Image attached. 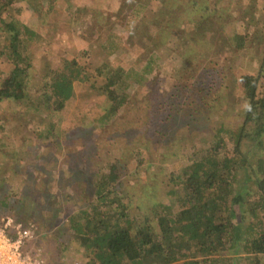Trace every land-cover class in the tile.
<instances>
[{
  "label": "trees",
  "instance_id": "16d2710c",
  "mask_svg": "<svg viewBox=\"0 0 264 264\" xmlns=\"http://www.w3.org/2000/svg\"><path fill=\"white\" fill-rule=\"evenodd\" d=\"M20 1L40 7L65 2L0 0V105L9 103L22 109L33 105L35 110L24 118L26 129L14 123L16 118L9 119L14 113L0 115V156L9 163L18 159L23 168L32 163L33 150L38 146L43 151H62L71 147L75 138L82 150L74 158L76 170L71 173L67 169L61 176L66 189L57 188L48 213L46 206L39 203L45 201L42 196L32 194L26 203L17 201L6 181L10 167H0V216L35 225L31 246L43 248L47 264H60L54 257L60 259V253L74 243L82 254H73L75 258L70 260L78 264H264V25L256 32L255 25L236 22L238 16L230 11L232 5L217 7L218 15L216 5L208 0H195L192 5L190 0H129L144 10L140 24L131 27L130 36L146 45L148 40L140 42L138 37L141 31L149 33L153 28L160 36L157 45L170 44L169 49L183 60L173 69L172 95L163 96L149 108L142 123L124 127L118 113L126 105L122 86L131 70L102 59L96 60L97 66L87 63L90 49L102 47L99 42L93 44L88 38L90 32L85 30L82 37L89 44L72 58L62 57L58 67H49L45 81L40 80L36 89L38 96L31 100L29 95L35 87L28 88L27 81L33 84L37 80L33 46L39 36L15 19L12 7ZM90 1L103 9L110 8L105 0H82L71 9L85 10ZM67 2L71 4L72 0ZM97 13L106 20L107 11ZM259 52L262 55L256 75L235 77V70L244 66L246 57ZM146 55L150 56L146 50L141 53L142 57ZM84 61L91 71L84 69ZM82 85H89L88 91L80 92L77 101V90ZM89 97L94 101L88 103ZM221 108L238 112L240 125L226 128L221 117L213 115ZM179 111L189 115L184 127L178 119ZM111 120L113 125L107 129ZM23 130L30 131L34 139H25L30 141L25 142V149L20 145L8 149L9 134L14 131L17 140L24 143ZM89 132L96 135L92 139L85 137L86 141L80 138ZM183 132L190 140L206 135L209 141L183 147ZM110 133L137 140L136 146L125 147L131 155H142L148 147L157 154L153 152L155 170H160L149 177L147 184L152 185L155 177L164 187L160 201L151 208V217L142 213L145 205L150 206L151 198L145 192L130 194L124 190L126 183L116 159L99 167L89 158L88 145L95 138L105 145ZM145 136L152 146H146ZM87 161L94 163L87 165ZM162 164H167L165 174ZM76 188H83L84 193ZM53 207L63 211L62 219L66 221L60 225L61 233L57 230L50 237L54 222L59 220ZM44 238L50 243L44 245Z\"/></svg>",
  "mask_w": 264,
  "mask_h": 264
},
{
  "label": "rangeland",
  "instance_id": "374dc122",
  "mask_svg": "<svg viewBox=\"0 0 264 264\" xmlns=\"http://www.w3.org/2000/svg\"><path fill=\"white\" fill-rule=\"evenodd\" d=\"M194 1L195 0H190V5H192ZM201 1L203 2V0ZM90 2L91 3L86 7L85 10L81 9V7L71 9L73 5L78 6L80 3H83L82 0H72L71 4L65 0V2L56 3L53 7V4L51 6L44 4L40 7L38 4L34 3L33 6L30 4L28 6L26 1H20L13 5V11L16 12L15 19L27 26V28H29L35 34L37 33L39 36V40L35 41V46H33L35 49L33 69L37 80L36 83L33 84L31 80L27 81L28 88H31V85H34L35 87L29 96L31 100L32 98L38 96L39 93L36 92V89L39 88L40 80L45 81L46 73L48 72L49 67H58L62 57L67 59L72 58L79 54L81 50L84 49L87 44H89L87 38L85 39L82 37V33L85 30L90 32L88 38L91 39L92 43L96 44L99 42V45L102 47L100 50L89 48L90 52L87 58V63L90 62L93 66H97L95 65L96 60L100 61L102 59L109 64L112 63L114 66L119 65L126 71L131 70L127 73L128 80L126 81L125 85L122 86V89L126 93L127 97L125 107L118 113V119L121 121V126L124 127L129 123L135 124L137 121H139L140 124L145 119L149 108L151 109V107H153L154 104H157L159 100L162 101L163 96L169 94L172 95V90L174 88L172 81V78L174 77L173 69L178 64H180L181 60L183 59L182 57L179 58L176 53L169 49L170 44L167 46L162 45L160 47L157 45L156 39L160 36L155 35L153 28L150 29L149 33L141 31L140 36L138 37L140 42L141 40L144 41L147 39L148 41L144 42L146 45L142 46V43L135 41L132 36H130L131 27L140 24V20L143 17L144 10H140L139 4L134 5L129 0H105V5L109 6L110 8L103 9L101 8L102 6H100V4L93 3L92 1ZM207 3H214L216 5V11L217 7L222 8L232 5L230 11L238 16L236 22L240 20L242 22L240 24H243L244 26H250V24H253L255 25L256 32L261 29L262 25H264V0H208ZM184 4H186V2ZM236 4H239L240 8H237ZM120 6H122L121 11ZM148 7H151V5ZM32 8L38 9V12H33L31 10ZM238 9H240L241 12ZM102 10L108 12L106 13L107 15L104 16L106 20L99 18L100 15L97 13H100ZM217 14L221 15L218 11ZM215 16L219 17L217 15ZM75 19H77L76 22ZM250 20H256V23L250 22ZM175 24L178 23L176 22ZM177 26H180V24ZM154 31H156V29H154ZM111 36L112 39H110ZM111 45L114 47V49L106 51V48ZM145 50L146 53L150 55V58L147 55L146 57L141 56V53H145ZM106 52L107 56L104 55ZM251 54L252 53L248 54V56ZM261 55L262 52L261 54L259 52L255 56L252 55L249 58L246 57L247 60H245L244 66L240 69H236L234 76L237 77L245 74L256 75ZM84 63V69H86V71H91L85 61ZM148 63L150 64L146 66ZM97 81L101 83L103 79H98ZM88 86L89 85H82L81 88L77 90V101L79 94L88 91ZM90 98L91 97L88 98V103L94 101ZM32 107L33 105L29 108L22 109L18 106L14 107L9 103H4L0 105V115L3 116L4 112L9 114L14 113L11 114L9 119L12 120L16 118L14 123H18L19 125H22L24 129H26L28 127L24 125L23 121L24 118H26L27 113L35 111ZM243 107L244 104L241 105V109H243ZM237 113L238 112L232 111L230 109L225 110L221 108L218 113H214L213 115L214 117L220 116L222 119L221 122L225 124L226 128H231L232 125H240L241 123L240 115ZM177 114L178 119L181 121V126L184 127L188 125L189 115L185 113V111H179ZM127 121L128 123H126ZM113 122L114 121L112 120L110 121L107 129L111 128ZM107 129L105 128L104 130ZM183 133V140L181 141L183 147L185 146L189 148L192 144L195 145L196 143H204L209 141V136L206 135H201L200 137L196 136L190 140L186 136L188 133ZM30 134V131H22L24 143L17 140L16 131L9 134L11 137V142L8 146V149H15V147H18L19 145V147L25 149V142L30 144V141L25 139L28 137L34 139L35 137L30 136ZM22 135H20V137H22ZM95 135L96 134H91L89 132V134H84L80 138L86 141L85 137L90 136L91 138V136ZM60 137L65 142H67V140L69 141L68 137V139L62 136ZM106 138L105 145L103 141L99 140L98 138H95L93 143L88 145V148H91L89 150V158L95 160V164H97L99 167H103L113 159H116L115 161L118 171L126 183L124 190L128 189L130 194L145 192L151 198V203L148 204L150 206L145 205L144 211H141L144 213V216L151 217V208L154 204L160 201V197L162 195L161 190L164 187V185L161 184V181L159 180L160 178L157 179L155 177V182L152 185L147 184L149 177L156 176L155 174H158L160 170V168L155 170L157 167V160L156 156L153 154L154 151L152 152V147H148L147 152L144 154L135 156L131 155L129 152H126L125 147L132 148L133 146H136V139H132L130 141V139H125L119 136L117 133H110L108 136H106ZM72 140H74V143H71L72 146L66 147L62 151H56L55 149L50 150L49 148L43 151V149H40L38 146V148L33 150L34 156L30 160V162L36 164L33 165L34 167L31 165V163L30 165L20 168L18 165L20 162L17 163L18 159H14L11 161V163H9L6 157L0 156V167L5 165L10 167V177L9 180L6 181L9 183V190L11 191L12 195L16 196L17 201L20 202L22 199V202L26 203L28 202V199L33 198L32 194H35L36 196H40V198H45L43 203L39 201V203L46 206L45 213H48L51 210L50 201L56 194L55 192L57 188H64L63 181L60 179L61 176L63 173L67 172V169L71 173H73V170H76L74 167L76 164L74 162V158L77 157L78 153L82 150V146L80 142H75L77 139L73 138ZM143 140L144 143H146V146H152L151 143H148L147 136L143 137ZM103 146L109 147L108 150H102L101 148H103ZM182 156L184 157L185 155L183 154ZM37 157H39L38 160H36ZM89 162L92 164L94 163V161ZM89 162L87 161V165ZM159 165L161 166V164ZM82 167V165L78 167V173H80ZM166 168L167 164H162V170L164 174L167 172ZM1 172L2 170L0 168V174ZM77 175L80 176L79 174ZM89 176L90 174L88 172L87 177ZM77 179H81V177ZM127 185H129V187H127ZM76 189L84 193L83 188ZM39 199H35V201H38ZM131 199L133 198L131 197ZM161 202H166V200L162 199ZM53 210V214L57 215L59 220L54 222L53 232L49 233L50 237H54V234L58 232L57 230L60 232V225L65 224L66 221L65 219H62L63 211L54 207ZM3 218L12 217L0 216V221ZM66 237L67 236H65V243L67 241ZM44 240V245L50 243L49 239L47 241V238H44ZM34 248L35 249L33 250V247L30 246V250L36 251L41 259H43L45 257L43 248L39 246ZM81 252L82 251L80 248H78L74 243L70 246V248H68V250H64L62 253H60V259L55 256L54 260L56 262H60V264H78L80 263L79 261H76L77 263H72L70 259L75 258L72 256L73 254L80 257L82 254ZM78 257H76V259H78ZM44 264H47V262H44ZM176 264L183 263L179 262ZM239 264L243 263L239 262Z\"/></svg>",
  "mask_w": 264,
  "mask_h": 264
},
{
  "label": "built area",
  "instance_id": "2783aa9c",
  "mask_svg": "<svg viewBox=\"0 0 264 264\" xmlns=\"http://www.w3.org/2000/svg\"><path fill=\"white\" fill-rule=\"evenodd\" d=\"M36 227L12 218L0 221V264H44L36 251L30 250Z\"/></svg>",
  "mask_w": 264,
  "mask_h": 264
},
{
  "label": "crops",
  "instance_id": "0c3cea01",
  "mask_svg": "<svg viewBox=\"0 0 264 264\" xmlns=\"http://www.w3.org/2000/svg\"><path fill=\"white\" fill-rule=\"evenodd\" d=\"M35 248L33 247V250H34Z\"/></svg>",
  "mask_w": 264,
  "mask_h": 264
}]
</instances>
